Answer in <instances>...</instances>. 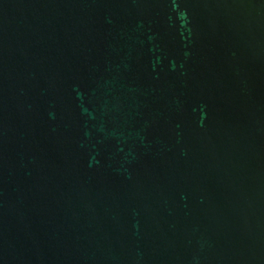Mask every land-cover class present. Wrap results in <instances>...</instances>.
Here are the masks:
<instances>
[{
	"label": "water",
	"instance_id": "95a60500",
	"mask_svg": "<svg viewBox=\"0 0 264 264\" xmlns=\"http://www.w3.org/2000/svg\"><path fill=\"white\" fill-rule=\"evenodd\" d=\"M0 264H264V0H0Z\"/></svg>",
	"mask_w": 264,
	"mask_h": 264
}]
</instances>
